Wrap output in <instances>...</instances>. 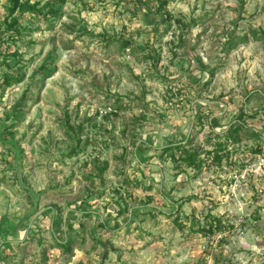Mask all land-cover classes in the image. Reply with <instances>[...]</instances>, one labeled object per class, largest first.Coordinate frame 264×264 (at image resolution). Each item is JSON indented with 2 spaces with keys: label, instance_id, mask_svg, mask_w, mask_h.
I'll use <instances>...</instances> for the list:
<instances>
[{
  "label": "rangeland",
  "instance_id": "374dc122",
  "mask_svg": "<svg viewBox=\"0 0 264 264\" xmlns=\"http://www.w3.org/2000/svg\"><path fill=\"white\" fill-rule=\"evenodd\" d=\"M22 1L42 14L17 35L0 0V223L40 218L12 264H102L107 241L104 264H264V0H170L162 24L161 0Z\"/></svg>",
  "mask_w": 264,
  "mask_h": 264
},
{
  "label": "trees",
  "instance_id": "16d2710c",
  "mask_svg": "<svg viewBox=\"0 0 264 264\" xmlns=\"http://www.w3.org/2000/svg\"><path fill=\"white\" fill-rule=\"evenodd\" d=\"M7 4H8V18L6 19V23H7V29L9 30H13L17 33V35H20L22 32V29L19 25V15H23L24 13H35V14H42V10L38 9V7L36 5H32L29 2H23L22 0H6ZM138 1V5H141V0H137ZM170 3V0H161V2H159L158 8H157V14L159 16L160 19V23H166V22H171L173 21V16L171 14V12L168 10L167 6ZM143 5V4H142ZM17 14V15H16ZM51 14L53 15H58V10L57 11H51ZM11 20L9 21L8 19ZM178 23H182L180 22V20L177 21ZM187 27V24H185ZM124 47L127 49L128 47L132 46V43L130 42V40H123L122 41ZM43 70L45 72L46 75L49 74V72L51 71L49 68L43 66ZM23 75L19 74V72L14 73L13 76L9 75L7 77L6 82L9 83L10 80L12 79V81H16V82H21L23 80ZM250 113L245 111L244 109L241 110V118L243 116H249ZM240 116L239 118H237V120L235 121V123L233 125H231L229 127V129L227 130V136H229L231 139H233L235 142L238 141L237 138V133L246 128L248 129L249 127L247 126V124L241 120ZM211 124L212 126H216L218 119L214 118L211 120ZM254 133L256 132L255 128H250ZM188 141H191V138L188 139ZM172 144V143H171ZM189 144V143H188ZM186 144H179L177 146H172V147H168V148H164L163 152H168V151H172L174 149L176 150H180V152H182V160L189 166H196V160H195V156H196V152H192L190 150V148L187 147L188 145ZM75 153H77V151H75ZM200 165H198L199 167ZM214 223L211 222L210 227H209V231L213 232L214 228H222V220L220 218H214Z\"/></svg>",
  "mask_w": 264,
  "mask_h": 264
},
{
  "label": "water",
  "instance_id": "95a60500",
  "mask_svg": "<svg viewBox=\"0 0 264 264\" xmlns=\"http://www.w3.org/2000/svg\"><path fill=\"white\" fill-rule=\"evenodd\" d=\"M190 135H191V129L189 130V133L187 135V139H189ZM179 144H181V143H174L173 142L172 144H167V145L163 146V149L168 148V147H172V146H177ZM157 167L161 169L160 166H157ZM31 194L33 196H35L33 194V192H31ZM35 201H36V199H35ZM173 205L175 206V209H177L179 207L178 205H175V203ZM35 206H37V202H35ZM141 207L157 208L158 209V207H156V206H147L146 205V206H140V208ZM134 209L135 208H133L131 212H133ZM76 210L83 212V213H87V211H84V210L78 209V208H76L72 211H76ZM45 211L48 212V214L50 215V217L52 219V222H53L52 227H53V232H54L55 238L57 239V241L59 243L66 244L69 241V233L66 231V229H65L66 233H65L64 239H60L56 233V230H55V223L57 221H59V213L53 207L46 208L44 210V212ZM44 212H41V213H44ZM26 218H28V215L24 216L23 218H19L17 220H12L13 218H11V217L10 218L4 217L2 219V221L0 223V237L2 239L1 244H0V264H12L11 259H8L4 254V250L7 247H11L12 244H18L19 242L25 241L29 238H32V237L38 235L39 226L36 225L35 223H37L38 219L40 218V215H38L36 218H34L24 231H18L17 230L18 228L24 226L25 223L23 222V220H25ZM131 218H132V214L129 216L128 220H130ZM101 220L103 222L105 221L103 218H101ZM65 222H66V218H65ZM99 242H101V240H99ZM102 246L105 249V252H104V255L102 258V264H104L105 259L108 255V252H109V247L113 248V246H112L110 241L103 243Z\"/></svg>",
  "mask_w": 264,
  "mask_h": 264
},
{
  "label": "crops",
  "instance_id": "0c3cea01",
  "mask_svg": "<svg viewBox=\"0 0 264 264\" xmlns=\"http://www.w3.org/2000/svg\"><path fill=\"white\" fill-rule=\"evenodd\" d=\"M217 123H218V121H217Z\"/></svg>",
  "mask_w": 264,
  "mask_h": 264
},
{
  "label": "flooded vegetation",
  "instance_id": "af4514ba",
  "mask_svg": "<svg viewBox=\"0 0 264 264\" xmlns=\"http://www.w3.org/2000/svg\"><path fill=\"white\" fill-rule=\"evenodd\" d=\"M70 225V224H69Z\"/></svg>",
  "mask_w": 264,
  "mask_h": 264
}]
</instances>
